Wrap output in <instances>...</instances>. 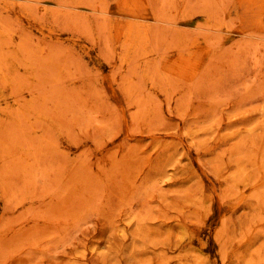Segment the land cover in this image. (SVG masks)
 Listing matches in <instances>:
<instances>
[{
  "label": "rangeland",
  "instance_id": "374dc122",
  "mask_svg": "<svg viewBox=\"0 0 264 264\" xmlns=\"http://www.w3.org/2000/svg\"><path fill=\"white\" fill-rule=\"evenodd\" d=\"M0 264H264V0H0Z\"/></svg>",
  "mask_w": 264,
  "mask_h": 264
},
{
  "label": "bare ground",
  "instance_id": "6f19581e",
  "mask_svg": "<svg viewBox=\"0 0 264 264\" xmlns=\"http://www.w3.org/2000/svg\"><path fill=\"white\" fill-rule=\"evenodd\" d=\"M262 2H263V1H262ZM262 2H261V3H262ZM262 7H263V6H262ZM129 16H130V15H129ZM196 64H197V63H196ZM193 66H194V65H193ZM190 69H191V68H190ZM192 69H193V68H192ZM194 69H195V68H194ZM196 70H197V69H196ZM182 75H183V74H182Z\"/></svg>",
  "mask_w": 264,
  "mask_h": 264
}]
</instances>
